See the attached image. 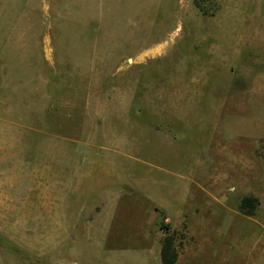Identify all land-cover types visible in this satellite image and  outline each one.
Instances as JSON below:
<instances>
[{"label":"rangeland","instance_id":"rangeland-1","mask_svg":"<svg viewBox=\"0 0 264 264\" xmlns=\"http://www.w3.org/2000/svg\"><path fill=\"white\" fill-rule=\"evenodd\" d=\"M162 223L264 264V0H0V264H162Z\"/></svg>","mask_w":264,"mask_h":264},{"label":"trees","instance_id":"trees-1","mask_svg":"<svg viewBox=\"0 0 264 264\" xmlns=\"http://www.w3.org/2000/svg\"><path fill=\"white\" fill-rule=\"evenodd\" d=\"M255 207H256V199L245 198L242 201L241 211L247 216H252L254 215ZM162 227L166 232V236L163 240L162 250H161L162 264H177L179 258V251L176 244L177 242L176 232L172 230L165 223H162Z\"/></svg>","mask_w":264,"mask_h":264}]
</instances>
